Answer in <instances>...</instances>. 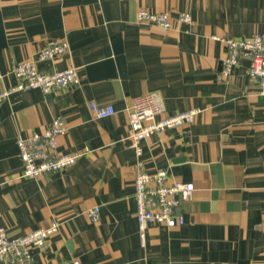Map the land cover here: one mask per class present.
<instances>
[{
	"label": "crops",
	"instance_id": "crops-1",
	"mask_svg": "<svg viewBox=\"0 0 264 264\" xmlns=\"http://www.w3.org/2000/svg\"><path fill=\"white\" fill-rule=\"evenodd\" d=\"M140 9L191 21L164 30L138 23ZM263 31L264 0H0V91L10 90L0 103V227L17 237L59 224L45 249H31V264H264V99L247 60L221 74L220 41ZM49 40H65L67 51L38 61ZM24 61L43 73L73 66L80 83L54 94L14 89L11 69ZM152 91L161 117L199 113L142 141L138 159L194 189L177 210L184 222L150 224L141 247L124 108ZM89 103L115 112L96 119ZM58 116L67 127L58 151L78 158L65 171L22 176L16 139Z\"/></svg>",
	"mask_w": 264,
	"mask_h": 264
},
{
	"label": "built area",
	"instance_id": "built-area-1",
	"mask_svg": "<svg viewBox=\"0 0 264 264\" xmlns=\"http://www.w3.org/2000/svg\"><path fill=\"white\" fill-rule=\"evenodd\" d=\"M136 21L170 30L175 25L189 23L191 16L187 12H179L172 17L168 13L140 9L136 14ZM220 41L226 48L221 74L228 76L233 67L247 60L249 63L247 74L257 83L259 95L264 99V31L249 38H226ZM67 49L68 44L65 40H49L36 53V58L38 61L54 60ZM11 73L19 81L14 89H37L43 94L58 93L80 83L78 71L73 66L53 73H43L37 69L34 61H24L15 63ZM9 93L10 90L0 91V103ZM88 107L96 119L111 116L115 112L111 105L89 103ZM164 110L163 98L157 91L131 97L124 108L129 125L125 139L129 141L137 158L133 187L135 219L141 247L146 245V233L150 224L174 227L184 222L183 216L178 214L177 210L183 201L190 199L194 189L192 183L172 179L163 169L147 173L138 159L142 153V141L167 129L190 125L199 113L197 109H190L170 117H161ZM66 131L63 118L58 116L43 131L16 139L18 155L23 167L22 176L37 179L65 171L75 163L78 154L58 151V138L64 136ZM88 217L91 222L96 223L100 218L99 207L94 206L89 209ZM58 227V222L53 220L45 228L17 237H9L0 227V264H31L33 260L31 249H45L50 237L58 231ZM63 264H81V262L77 257H73Z\"/></svg>",
	"mask_w": 264,
	"mask_h": 264
}]
</instances>
